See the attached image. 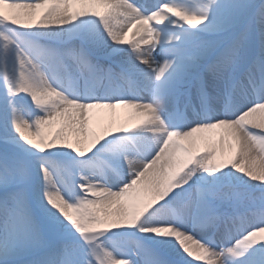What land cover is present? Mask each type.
I'll return each instance as SVG.
<instances>
[{
  "label": "snow or ice",
  "instance_id": "1",
  "mask_svg": "<svg viewBox=\"0 0 264 264\" xmlns=\"http://www.w3.org/2000/svg\"><path fill=\"white\" fill-rule=\"evenodd\" d=\"M0 264H264V0H0Z\"/></svg>",
  "mask_w": 264,
  "mask_h": 264
},
{
  "label": "bare ground",
  "instance_id": "2",
  "mask_svg": "<svg viewBox=\"0 0 264 264\" xmlns=\"http://www.w3.org/2000/svg\"><path fill=\"white\" fill-rule=\"evenodd\" d=\"M147 3H152L154 0H146ZM127 39V37H126ZM103 111V120L99 125L95 126V130L99 133L102 128L107 127L111 130V127L116 125L122 127H131L133 124L138 123L141 119L136 115L135 110L128 107H118L115 110H102Z\"/></svg>",
  "mask_w": 264,
  "mask_h": 264
}]
</instances>
